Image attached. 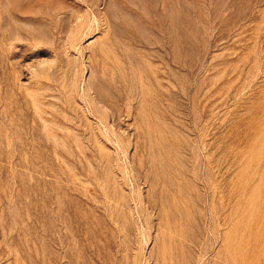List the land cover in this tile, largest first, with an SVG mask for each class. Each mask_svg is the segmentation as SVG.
Masks as SVG:
<instances>
[{
	"label": "rangeland",
	"instance_id": "374dc122",
	"mask_svg": "<svg viewBox=\"0 0 264 264\" xmlns=\"http://www.w3.org/2000/svg\"><path fill=\"white\" fill-rule=\"evenodd\" d=\"M0 264H264V0H0Z\"/></svg>",
	"mask_w": 264,
	"mask_h": 264
}]
</instances>
